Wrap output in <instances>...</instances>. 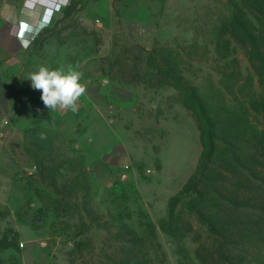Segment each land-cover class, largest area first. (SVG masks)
<instances>
[{
  "label": "rangeland",
  "instance_id": "1",
  "mask_svg": "<svg viewBox=\"0 0 264 264\" xmlns=\"http://www.w3.org/2000/svg\"><path fill=\"white\" fill-rule=\"evenodd\" d=\"M49 13L14 74L25 110L17 97L0 120V264H222L186 192L204 152L192 108L216 98L228 131L223 98L244 109L263 95L264 41H245L264 29V0H66ZM40 66L81 73L75 112L44 105L27 79Z\"/></svg>",
  "mask_w": 264,
  "mask_h": 264
},
{
  "label": "trees",
  "instance_id": "2",
  "mask_svg": "<svg viewBox=\"0 0 264 264\" xmlns=\"http://www.w3.org/2000/svg\"><path fill=\"white\" fill-rule=\"evenodd\" d=\"M263 31L245 41L248 50L260 51ZM252 66L264 87V67L257 61ZM233 100L223 98L231 124L226 131L214 123L217 113L210 107L216 98L195 99L204 152L186 192L197 217L218 238L215 255L222 264H264V93L248 99L244 109ZM252 113L262 125H252Z\"/></svg>",
  "mask_w": 264,
  "mask_h": 264
},
{
  "label": "crops",
  "instance_id": "3",
  "mask_svg": "<svg viewBox=\"0 0 264 264\" xmlns=\"http://www.w3.org/2000/svg\"><path fill=\"white\" fill-rule=\"evenodd\" d=\"M66 0H0V120L12 111V101L19 98L25 110L24 93L16 92V66L31 47L41 25L46 23L57 2ZM22 41L27 46L22 44ZM17 74V73H16ZM18 108V107H17ZM20 111V110H19ZM17 110V113H21ZM7 122V121H6Z\"/></svg>",
  "mask_w": 264,
  "mask_h": 264
},
{
  "label": "clouds",
  "instance_id": "4",
  "mask_svg": "<svg viewBox=\"0 0 264 264\" xmlns=\"http://www.w3.org/2000/svg\"><path fill=\"white\" fill-rule=\"evenodd\" d=\"M25 46L26 43L22 41ZM31 81L33 89L41 90V99L44 105L52 110L69 109L76 111L79 98L85 93V87L80 83L81 73L69 70H50L40 66L38 71L31 73L27 78ZM46 136L41 133V139Z\"/></svg>",
  "mask_w": 264,
  "mask_h": 264
}]
</instances>
